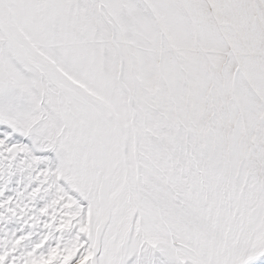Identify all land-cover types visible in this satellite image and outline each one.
Here are the masks:
<instances>
[{
	"label": "snow or ice",
	"instance_id": "snow-or-ice-1",
	"mask_svg": "<svg viewBox=\"0 0 264 264\" xmlns=\"http://www.w3.org/2000/svg\"><path fill=\"white\" fill-rule=\"evenodd\" d=\"M0 264H264V0H0Z\"/></svg>",
	"mask_w": 264,
	"mask_h": 264
}]
</instances>
